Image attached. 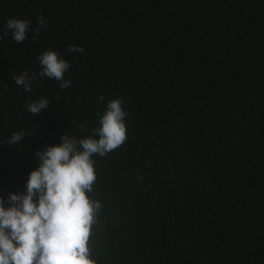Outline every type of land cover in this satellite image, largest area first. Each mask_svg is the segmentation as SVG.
Masks as SVG:
<instances>
[{
  "label": "trees",
  "instance_id": "trees-1",
  "mask_svg": "<svg viewBox=\"0 0 264 264\" xmlns=\"http://www.w3.org/2000/svg\"><path fill=\"white\" fill-rule=\"evenodd\" d=\"M9 18L31 27L0 39L5 207L37 151L92 136L120 98L127 140L92 157L97 264H264V0H0V35ZM47 50L70 63L67 89L39 77ZM24 71L31 92L14 83Z\"/></svg>",
  "mask_w": 264,
  "mask_h": 264
},
{
  "label": "clouds",
  "instance_id": "clouds-1",
  "mask_svg": "<svg viewBox=\"0 0 264 264\" xmlns=\"http://www.w3.org/2000/svg\"><path fill=\"white\" fill-rule=\"evenodd\" d=\"M45 25L41 16L33 31ZM30 27V20L9 18L0 39L10 31L12 39L22 44ZM69 51L83 53L84 48L69 45ZM38 60L39 77L60 81L61 89L70 86L71 80L64 79L71 67L68 61L53 50L43 52ZM36 77V73L30 77L24 71L14 77V83L31 92ZM99 99L103 100V96ZM122 103L120 98L108 103L92 136L78 139L64 134L59 144L37 151L38 166L29 174L25 193H9L7 207L0 198V264H97L90 240L102 205L89 196L97 180L92 157H104L126 142L127 113ZM48 105L46 97L28 100L27 111L40 116ZM25 137L21 130L6 142L15 145ZM138 179H142L139 174Z\"/></svg>",
  "mask_w": 264,
  "mask_h": 264
}]
</instances>
